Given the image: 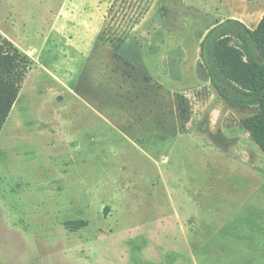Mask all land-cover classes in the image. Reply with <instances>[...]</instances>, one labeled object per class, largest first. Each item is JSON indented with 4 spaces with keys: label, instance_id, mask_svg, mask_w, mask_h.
Instances as JSON below:
<instances>
[{
    "label": "rangeland",
    "instance_id": "obj_1",
    "mask_svg": "<svg viewBox=\"0 0 264 264\" xmlns=\"http://www.w3.org/2000/svg\"><path fill=\"white\" fill-rule=\"evenodd\" d=\"M220 1L0 0L33 62L0 133V264H264L254 110L219 96L205 41L264 0ZM146 17L164 28L136 44Z\"/></svg>",
    "mask_w": 264,
    "mask_h": 264
},
{
    "label": "trees",
    "instance_id": "obj_2",
    "mask_svg": "<svg viewBox=\"0 0 264 264\" xmlns=\"http://www.w3.org/2000/svg\"><path fill=\"white\" fill-rule=\"evenodd\" d=\"M229 23H236L240 28H214L205 40L216 34L212 55L220 79L212 77L213 83L230 108L254 110L252 116L241 120V124L264 153V18L255 30L238 20H229ZM233 40L236 44L231 46ZM32 65L26 52L0 34V133L19 99ZM75 226L79 230L87 223L75 222Z\"/></svg>",
    "mask_w": 264,
    "mask_h": 264
},
{
    "label": "crops",
    "instance_id": "obj_3",
    "mask_svg": "<svg viewBox=\"0 0 264 264\" xmlns=\"http://www.w3.org/2000/svg\"><path fill=\"white\" fill-rule=\"evenodd\" d=\"M220 3L222 4L223 2H222V0L220 1ZM149 18L148 17H146L143 21H142V23L140 24V25H138L137 26V28H135L137 31H139V30H142L143 32H142V34H140L141 36H140V39H137V40H135V43L137 44V42H139V41H143V42H146L147 41V43H149L150 42V40L152 39V36L154 37L155 35H159V33H157L160 29H163L164 28V25L162 24V23H159V22H156V23H154V24H152L150 27L148 26V22H147V20H148ZM229 19H231V20H238V21H240V22H242L243 24H245L248 28H250V29H253L254 27H252V26H250L248 23H246V21L245 20H243V19H241V18H235V17H233V16H231ZM225 19H223L222 21H224ZM248 20V19H247ZM221 22V21H220ZM248 22H249V20H248ZM171 30L170 29V27H168V28H166V30ZM155 32V35H153V33ZM164 37L165 36H162V39H160L161 41H158V44L160 45V46H162V45H165L166 44V40L164 39ZM169 45H171V46H173V44H172V41L170 42V44ZM130 46H132V45H130V39H129V37H128V39L125 41V43H124V45H123V47L124 48H126V49H122V51H124V53L125 54H127V52L129 51L128 49L130 48L131 49V47ZM149 46V45H148ZM20 48V47H19ZM142 50V47L140 46L139 47V51H141ZM126 51V52H125ZM138 54H140V52L138 53ZM128 55V54H127ZM129 56H131V55H129ZM168 56V55H167ZM167 56H165V55H163L161 58H162V61L163 62H165L166 60H168V62H169V64H171L172 65V67L170 66V68L173 70L174 69V67H175V64L177 63V61L180 59L179 57H178V54L176 53L175 54V50H171L170 51V54H169V56L167 57ZM126 56H124V58H125ZM167 57V58H166ZM147 68V67H146ZM147 70H148V68H147ZM156 80V79H155ZM155 80H153V82H157V80L155 81ZM14 110V109H13Z\"/></svg>",
    "mask_w": 264,
    "mask_h": 264
}]
</instances>
